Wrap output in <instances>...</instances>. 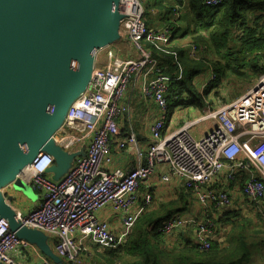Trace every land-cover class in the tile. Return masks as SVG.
Wrapping results in <instances>:
<instances>
[{"label":"built area","instance_id":"obj_1","mask_svg":"<svg viewBox=\"0 0 264 264\" xmlns=\"http://www.w3.org/2000/svg\"><path fill=\"white\" fill-rule=\"evenodd\" d=\"M144 2L117 0L116 5L118 33L127 38L134 58L121 59L109 45L100 46L93 56L89 81L51 134V141L61 150L86 143L85 154L56 182L46 177L55 163L53 154L40 151L28 164L32 176L26 184L30 190L42 192V200L27 215L17 213L16 217L23 228L54 238L59 261L78 264L82 250L95 247L102 252L124 244L138 219L153 205L147 181L158 166L165 171L162 183L179 181L205 209L233 211L231 186L237 181L249 204L261 208L264 202V75L238 98L165 133L170 81L146 44L164 45L168 38L162 31L149 29ZM224 2L199 0L205 9L219 8ZM101 50L107 53L105 63L98 68L96 57ZM196 53L193 44L189 55L193 59ZM139 80L143 83L142 98L153 103L159 113L146 151L141 150L132 131L121 139L120 121L126 116L129 119L130 111L121 99ZM215 80V74L209 75L210 82ZM113 145L118 151L133 147L135 161L128 170H110ZM141 186L146 190H140ZM107 207L120 216L119 233H113L99 218ZM214 227L208 215L193 219L179 214L161 223L158 232L163 241H170L190 230L197 250L207 252L212 243L225 241L226 234ZM27 246L10 230L8 221L0 218V264H18L12 253ZM38 264L53 263L40 257Z\"/></svg>","mask_w":264,"mask_h":264},{"label":"water","instance_id":"obj_2","mask_svg":"<svg viewBox=\"0 0 264 264\" xmlns=\"http://www.w3.org/2000/svg\"><path fill=\"white\" fill-rule=\"evenodd\" d=\"M116 5L117 0H0V189L40 151L63 165L51 134L89 81L94 53L117 40ZM16 214L0 201V218L10 230L46 252L41 234L23 228Z\"/></svg>","mask_w":264,"mask_h":264},{"label":"crops","instance_id":"obj_3","mask_svg":"<svg viewBox=\"0 0 264 264\" xmlns=\"http://www.w3.org/2000/svg\"><path fill=\"white\" fill-rule=\"evenodd\" d=\"M189 1L190 0H146L143 4L145 8V15L148 14L147 20L145 19V22L149 27V29L155 31H162L165 37L168 38L167 42L164 45L163 44L153 45L150 43L149 44L152 45L157 50V52L153 54V56L159 61L161 70L165 75V77L169 78L170 83H171L170 76L167 75L165 71V67H166L165 62L167 60L166 54L171 53V51L175 52L176 55L178 54V51H180L182 53V56L188 59V61L202 62L204 66L206 65L205 62H208V60L204 59L202 55L201 57H198L197 55L198 47L200 46L195 40H193V43L186 41L188 34L210 32L207 30L206 24L204 23L198 24V22H196L195 17H193L190 11ZM249 15L252 17V20ZM256 15L262 16L260 20H262L263 23L264 10L249 12L248 19L249 21H251L250 25L253 27L254 30H257V28L260 26L258 25L260 20L257 23L254 24L252 23ZM193 23L197 24V26H193ZM233 31L236 32L241 31L242 33L243 30L241 27L236 26V29H234ZM196 37H201V36H196ZM193 44H195L197 47V53H196V58L192 59L189 53L191 50V45ZM108 45L111 47V49H115L114 53L116 54L117 57H120L121 59L134 58V52L132 51L127 38L120 37L119 35L117 37V40L110 42ZM212 48L214 51L216 50L214 42ZM167 50L170 51L166 53ZM201 52L203 54V50ZM106 53L107 50H101L98 53L96 57L98 62V68L102 67L103 64L105 63ZM219 61L220 63L223 64L226 62L224 57H219ZM251 65L252 64H250V66L249 65L247 66L244 62L238 61L239 76L237 74L230 73L229 72L230 67L228 65L227 66L225 65V69H222L221 66H216L215 69L213 70L207 69L206 66V68L201 73H199L194 77L192 81V85L197 88L205 86L204 87L205 89L211 87L212 90L210 92V96L218 94L220 96L219 98L221 101H225V102L232 101V99H236L239 96L243 95L245 91L249 88V84L251 82L253 83L256 81L254 77H253L255 79L254 81L248 79L254 74L251 71ZM225 73L231 75L227 77L226 81L230 80L231 82L234 81L236 83V85L232 87V89H229L230 91H232V93L230 94H225V92H222V90L224 89L223 86L225 87V89L229 88V84L226 82L227 83L226 86L222 79L223 75L226 76ZM211 74L216 75V80H218L217 82L221 83L220 85H217L215 83L216 80L213 82L209 81V75ZM195 79H198L199 82H197ZM142 84L143 83L141 80H139L137 83L131 84L127 89V91L123 94L124 96L121 99V103L128 106L130 111H129V119H127L126 116L120 121V128L122 132L121 139H126L128 136V132L132 131L133 133H135L136 137L139 140L138 143L141 150L146 151L149 147L151 140L150 129L157 120L159 113H158V109L153 103H149L142 98L141 95ZM188 108L177 107L174 110L173 116L168 120L167 123L168 127L164 131L165 133H170L171 131H174L176 130V128L180 127L186 120H188L187 116H189V118L195 119L196 117L202 116L207 113L203 110L199 111L198 109H196L194 113L189 110L191 108L189 109ZM214 108L211 107V109ZM85 145L86 143L77 144L73 146L70 150H61L60 147L59 148L57 147L58 150L62 154H64L63 165L59 166L55 162L52 166L51 171L48 172L46 177L54 182L63 178L64 175L67 173V171L71 169L73 166H75L76 158H79L83 154H85L84 153ZM113 146L115 149H112L113 163L110 166V170L111 171L120 170V169L128 170L134 164L135 161V154L133 152V147L127 146L126 148L118 151L116 150V146L115 145ZM164 173L165 171L163 170L162 166H158L157 171L147 181L154 195V202L153 205L150 207L151 209L148 214L156 215L158 218L167 215L173 217L175 215L180 214L182 216L190 217L193 219H198L204 217L205 215H208L213 220L215 226L214 230L222 231L227 236V232L229 230V225L227 224V221L230 219L229 214L232 213L229 212L224 213L225 211H221L217 208L205 209L198 201H196V199L190 192H185L180 187L179 181L173 179L168 183H162L160 178L161 175ZM240 185L241 182L237 181L231 187L234 193L233 194L234 205H235L234 211L243 210L244 208H246L245 204L246 205L249 204L248 201L241 194V191L239 189ZM145 187L146 186H141L140 190H146ZM0 193L4 203L6 202V204L9 205L14 212L19 213L23 216L27 215V213L30 212L32 209H34L42 200V192H36L30 190V188L26 184L25 179L21 177H17L13 181L7 183L6 186L0 189ZM180 195L183 196V202L185 203V206H183L184 208L182 210L175 212V208L169 207L167 205L171 203H175L178 200H180ZM260 205L261 208H264V202L261 203ZM178 206L182 207L180 201L177 207ZM146 212H144L143 214H145ZM99 218L101 221L105 220L109 224L113 233H119L120 216L116 214L113 211V209H111V207L105 208V210H103V212L99 214ZM165 220H163V222ZM39 234H41L42 236L43 247L46 249V252L56 257L55 249H54V242H55L54 238L47 233L45 234L39 232ZM24 241L28 243V246L20 249V251H18L17 253H12V258L18 264H38L40 257L49 259L53 264H58L55 260L51 259L52 257L50 255H48L43 249L39 247V244L29 240L27 241L24 240ZM164 244H165L164 246L169 250L180 249L182 247L185 248L188 247L187 245L191 247L194 245L192 232L190 230L182 231L179 233V235H177L174 239L168 241L167 243L166 241H164ZM94 250L96 251V248H94ZM87 253H92V252L87 251ZM87 253L83 258V260H79L80 263L82 261L83 264H92L88 260H94V255L92 254L91 256H88ZM82 254L84 253L80 254L79 259L81 258ZM263 257H264V253H263ZM108 258L109 255H105L104 259L101 260V262L103 263L98 262L94 264H109ZM59 264H67V262L62 260L60 261Z\"/></svg>","mask_w":264,"mask_h":264},{"label":"trees","instance_id":"obj_4","mask_svg":"<svg viewBox=\"0 0 264 264\" xmlns=\"http://www.w3.org/2000/svg\"><path fill=\"white\" fill-rule=\"evenodd\" d=\"M189 3L190 11L193 17H195L196 22L207 25L206 28L210 31V40L214 41L215 46H226L231 36V31L236 29V26L241 27L243 30L241 36H237L241 42L239 46L240 51L243 50L242 48L248 47L251 41L257 42L259 39L258 36L264 32V22L262 23V20H260L262 16L256 15L252 21L254 24L260 20L258 23L260 26L257 30L253 29L250 25L251 21L248 19L249 12L264 10V0H225L224 4L219 8L211 9L202 8L199 0H190ZM245 40L248 44H245ZM206 44L209 43L206 41ZM146 45L150 50L152 49L153 54L157 52L152 45ZM166 59L165 71L171 79L167 96L168 120L173 116V112L177 107L190 106L196 109L205 107L207 95L209 94L207 92L208 88L206 92L199 93L193 87L192 81L196 75L206 68V65L204 66L202 62L188 61V59L182 56L180 51H178L177 55L175 53V57L166 56ZM260 62V57H257L255 60L252 59L249 64H252L258 70V64ZM228 66L231 71L238 72L236 67H232L231 69V66ZM261 69L263 70L264 67H261ZM179 201L182 207H177ZM167 206L175 208V212L182 210L184 208L183 206H185L183 196L180 195V200ZM235 211H229V213H232L229 215L236 217L238 213ZM148 213L138 219L134 225L136 229L133 227V231L135 229L134 234L132 231L126 242L122 244L121 253L125 252V254L133 258L128 263L125 262L123 264H247L248 251L242 247H236V249L224 255L223 253L226 251L224 246L226 244L221 243H212L211 249L207 252L198 251L196 245L191 247L187 245L188 247L175 250L163 249L160 246L162 244V238L158 230L163 220L170 216L167 215L158 218L156 215ZM147 225L151 227L152 232L148 230ZM117 249H119V246L116 249L108 250L111 254L110 257L119 253L116 251Z\"/></svg>","mask_w":264,"mask_h":264},{"label":"rangeland","instance_id":"obj_5","mask_svg":"<svg viewBox=\"0 0 264 264\" xmlns=\"http://www.w3.org/2000/svg\"><path fill=\"white\" fill-rule=\"evenodd\" d=\"M146 1V0H145ZM148 14L144 15V19L147 20ZM193 26H197L195 23H193ZM236 31H231V36L229 37L228 43L226 46H215V51L213 50V42L210 40V33H193V34H188L186 41L192 42L195 40L200 47H198V57H202L208 62L206 63L207 69H215L216 66H221L222 69H225V65H230L231 69L232 67H236L238 69V61L244 62L247 66L252 59H256L257 57H260L261 62L258 64L259 69H255L251 65V71L253 76H251L248 79H251L254 81L255 79L258 80L260 77L264 75V69L262 70L261 67H264V32H262L258 37V41L254 42L251 41L248 47L242 48L243 50H239V46L241 45V42L237 38V36H241V32H239L238 35H236ZM196 36H201V37H196ZM185 41V39H184ZM206 41L210 44H206ZM246 41V40H245ZM183 44V43H182ZM245 44H248L246 41ZM203 50V54L202 51ZM170 50H167L166 53H168ZM167 56H173L175 57V52L168 53L166 54ZM219 57H224L225 63H220ZM238 71V70H237ZM230 73L237 74L239 76L238 72H233V70L229 71ZM216 73V72H215ZM225 75L222 76L223 82L227 86V83L229 84V88H226L223 86L222 92H225V94H230L232 91L229 89H232L236 85L234 81L227 80V77L231 76L228 73H225ZM218 75V74H217ZM255 79H254V78ZM197 82H199L198 79H195ZM218 80L215 81L217 85H220V82H217ZM227 82V83H226ZM254 83V82H253ZM252 82L249 84V87L253 84ZM209 85V84H207ZM199 93H204L206 92V89L204 88L205 86L202 87H195L193 86ZM241 87V85H240ZM239 89V87H238ZM242 89V87H241ZM212 88H208L207 92L209 93L207 96V103L205 107L199 108L198 110H203L207 113H209V110L211 107H217L219 104L225 101L220 100V96L218 94L210 96ZM246 90V89H245ZM244 90V91H245ZM243 91V92H244ZM184 107V106H180ZM184 108H188V106H185ZM191 108V109H189ZM189 110L195 113L196 108H192L189 106ZM188 120H192L193 118H189L187 116ZM32 173L30 171L29 166L27 165L21 172L18 177H21L25 179L26 182L31 178ZM38 192V191H36ZM0 201H2L1 198V193H0ZM6 203V202H5ZM234 209H235V205ZM246 208L243 210H236L235 212L238 213V215L232 216L230 215V219L227 221V224L229 225V230L227 232V236H225V241L224 248H226V251L223 253L224 255L228 252L233 251L236 249V247H242L246 251H248V261H246L247 264H264V208H260L257 205H251V204H245ZM246 209V211H245ZM226 212V211H225ZM224 212V213H225ZM148 226V225H147ZM135 228V227H134ZM136 229V228H135ZM134 229V231H135ZM148 230L152 232L151 227L148 226ZM133 231V234H134ZM232 238V239H231ZM169 239H166V243L168 242ZM162 244L160 245L163 249L166 250V247L164 246V241L161 239ZM122 243L119 245L118 251L119 253L113 257H110L111 254L108 253V250L111 249H106L104 251H98L96 248V251L94 250L93 247H90V249H85L80 252L84 253L82 254L81 258L79 260H83L85 257L87 251H91L92 253H87L88 256H91L92 254L94 255V260H88L90 263H100L102 259H104L105 255H109L108 258V263L109 264H123L125 262L131 261L133 259L130 255L125 254V252H122ZM116 249V248H114ZM173 250V249H172ZM79 254V255H80ZM239 255V253H238ZM96 257V260H95ZM83 264V262L81 261ZM80 261L78 264H81ZM103 263V262H101ZM67 264H72L67 262Z\"/></svg>","mask_w":264,"mask_h":264},{"label":"bare ground","instance_id":"obj_6","mask_svg":"<svg viewBox=\"0 0 264 264\" xmlns=\"http://www.w3.org/2000/svg\"><path fill=\"white\" fill-rule=\"evenodd\" d=\"M28 162H29V161H28ZM28 162H26L25 165L19 170L20 172H21V170H22L24 167H26V165L28 164ZM20 172H19V173H20ZM16 175H17V174H16Z\"/></svg>","mask_w":264,"mask_h":264}]
</instances>
